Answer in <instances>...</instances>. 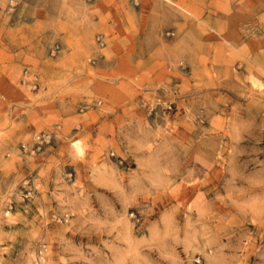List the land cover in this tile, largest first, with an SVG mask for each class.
<instances>
[{
  "label": "rangeland",
  "instance_id": "374dc122",
  "mask_svg": "<svg viewBox=\"0 0 264 264\" xmlns=\"http://www.w3.org/2000/svg\"><path fill=\"white\" fill-rule=\"evenodd\" d=\"M8 3L0 264H264V0Z\"/></svg>",
  "mask_w": 264,
  "mask_h": 264
},
{
  "label": "built area",
  "instance_id": "2783aa9c",
  "mask_svg": "<svg viewBox=\"0 0 264 264\" xmlns=\"http://www.w3.org/2000/svg\"><path fill=\"white\" fill-rule=\"evenodd\" d=\"M17 3V0H9V3H8V10H12L14 8V6L16 5ZM49 137V136H47Z\"/></svg>",
  "mask_w": 264,
  "mask_h": 264
},
{
  "label": "bare ground",
  "instance_id": "6f19581e",
  "mask_svg": "<svg viewBox=\"0 0 264 264\" xmlns=\"http://www.w3.org/2000/svg\"><path fill=\"white\" fill-rule=\"evenodd\" d=\"M77 143V141L74 142V144ZM79 150V149H78Z\"/></svg>",
  "mask_w": 264,
  "mask_h": 264
}]
</instances>
